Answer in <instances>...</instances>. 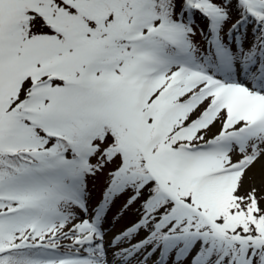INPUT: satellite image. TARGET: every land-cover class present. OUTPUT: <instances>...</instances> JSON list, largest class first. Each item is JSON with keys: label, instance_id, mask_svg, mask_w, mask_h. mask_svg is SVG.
I'll return each mask as SVG.
<instances>
[{"label": "snow or ice", "instance_id": "snow-or-ice-1", "mask_svg": "<svg viewBox=\"0 0 264 264\" xmlns=\"http://www.w3.org/2000/svg\"><path fill=\"white\" fill-rule=\"evenodd\" d=\"M0 264H264V0H0Z\"/></svg>", "mask_w": 264, "mask_h": 264}, {"label": "rangeland", "instance_id": "rangeland-1", "mask_svg": "<svg viewBox=\"0 0 264 264\" xmlns=\"http://www.w3.org/2000/svg\"><path fill=\"white\" fill-rule=\"evenodd\" d=\"M227 27L228 26H226V29ZM102 186H103L102 178H99L95 181H90L89 188H90V191L92 192V204H95L96 200L99 198V194H100V190ZM121 203H122V200L117 201L116 206L113 207L112 213L109 214L110 221L112 219V215L117 211ZM134 219H135V216L131 212H129V213H126L125 216L118 223H115L114 226L111 223L107 224L105 227L107 228L109 232V236L113 232H119L122 228H124Z\"/></svg>", "mask_w": 264, "mask_h": 264}]
</instances>
